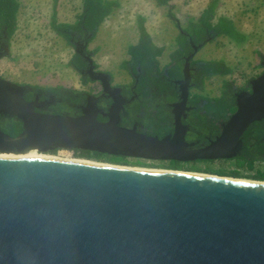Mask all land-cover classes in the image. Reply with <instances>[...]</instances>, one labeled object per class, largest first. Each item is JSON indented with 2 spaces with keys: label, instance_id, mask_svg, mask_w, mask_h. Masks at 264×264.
Here are the masks:
<instances>
[{
  "label": "water",
  "instance_id": "obj_1",
  "mask_svg": "<svg viewBox=\"0 0 264 264\" xmlns=\"http://www.w3.org/2000/svg\"><path fill=\"white\" fill-rule=\"evenodd\" d=\"M5 47L0 64L9 55ZM87 47L76 52L90 61L91 79L109 91L112 76L94 71ZM189 67L174 133L164 137L122 125L124 105L104 114L92 95L78 115L39 111L49 102L27 100L30 86L0 76V117L22 123L17 136L0 123V153L82 149L156 161L232 159L248 128L264 120V73L250 80V92H237L245 100L216 140L195 150L182 121ZM175 171L0 157V264H264V181Z\"/></svg>",
  "mask_w": 264,
  "mask_h": 264
},
{
  "label": "rangeland",
  "instance_id": "obj_2",
  "mask_svg": "<svg viewBox=\"0 0 264 264\" xmlns=\"http://www.w3.org/2000/svg\"><path fill=\"white\" fill-rule=\"evenodd\" d=\"M118 1L119 6L102 23L96 37L88 45L97 69L110 74L113 85L117 86L133 84V74L124 68L123 63L129 59V48L139 42L142 22L154 43L165 47L164 54L160 58L161 65L165 68L172 61L171 55L176 49L177 37L181 30L188 26L189 19L198 18L212 2V0H171L168 5H160L157 0ZM19 2L21 7L16 32L8 41L5 32L0 31L3 34H0V39L7 40L6 44H10L9 55L1 60L0 76L13 83L38 89L64 87L96 93L100 89L99 83L84 84L80 75L69 64L75 54V47L69 45L66 39L59 36L52 28L54 14L57 22H75L82 12V0H19ZM171 11L174 17L170 16ZM217 16L233 19L237 28L248 35V40L240 46L227 37L215 36V38L210 37V40L204 42L198 49L194 60H223L233 68V73L228 76H216L206 80L202 93L212 98L221 95L224 81L234 83V88L238 92L246 90L250 80L264 72V0H218ZM203 102L204 100H201L195 106L202 107ZM214 111L222 113L223 109L216 108ZM200 113L204 114L206 111L201 110ZM152 114L158 116L159 111L155 109ZM211 117L212 114L209 113L206 123ZM162 118L165 121L168 117L162 116ZM141 129L147 131L145 126ZM48 154L62 156L69 154L75 157L72 151L65 149ZM146 163L141 167L168 169V162L147 160ZM208 167L235 169L232 160L224 159L201 163V172H188L217 175L205 172L204 169ZM254 167L253 170L247 168L238 170L245 175H253L256 170L262 171L264 165L257 162L254 163Z\"/></svg>",
  "mask_w": 264,
  "mask_h": 264
},
{
  "label": "trees",
  "instance_id": "obj_3",
  "mask_svg": "<svg viewBox=\"0 0 264 264\" xmlns=\"http://www.w3.org/2000/svg\"><path fill=\"white\" fill-rule=\"evenodd\" d=\"M157 1L160 5H168L171 0ZM82 4V12L73 23L57 22L56 15H53L52 28L72 46H75L74 41L78 40L79 36L91 42L96 37L102 23L113 13L120 3L118 0H82ZM20 7L19 0H0V31L5 32L8 41L17 30ZM217 7L218 0H212L198 18L189 19L188 26L183 28L177 37L176 49L171 55L172 61L165 68L162 67L160 61L165 47L156 45L143 22L141 23L139 42L129 48V59L123 63L124 68L135 74L139 73L138 68L141 69L136 88L139 99H136L131 104V109L130 107L128 108L130 118L125 119V122L137 120L142 126L146 127L147 133L159 135L160 137L172 132L173 127L166 119L164 121L162 116H168L171 113V109L166 105V102L176 100L179 94V90L173 80L183 78L182 69L185 56L193 51L190 40L192 39L196 44H199L209 41L210 37L224 36L240 46L248 40V35L242 33L237 28L233 19L226 16H217ZM170 16L174 17L172 11L170 12ZM87 36L89 37L87 38ZM69 64L77 70L85 66L86 63L81 55L75 52ZM191 65L193 68L191 74L194 85L191 90L190 102L195 105L197 102L204 100L202 107H197L198 110L192 111L191 117L193 119L190 118L193 122L192 124H198L196 115L199 119L206 120L211 110L216 108H222L223 118L227 119L228 114L235 112L237 109L235 96L237 90L234 88V83L224 81L222 86L223 91L217 97H209V95L203 94L202 91L207 79L216 76H228L233 73V68L223 60H193ZM89 81V79H86L82 82L87 84ZM58 88L43 89V91L63 96L71 101V105L79 101L75 93H81V91L67 88L61 93ZM246 89H249V85ZM155 109L159 111L158 116L152 114ZM50 110L53 113H62L64 110L69 111L71 114L76 112V109L65 101L51 106ZM132 110L134 114H132ZM201 110H205L206 113L201 114ZM218 119H220V116L217 115V123ZM0 123L3 130L12 136H17L22 131L21 121L14 117L2 116L0 117ZM199 127L204 132H208L211 129V125L204 124L203 122ZM218 127L219 124L216 125V128ZM263 137L264 123L257 121L255 126L249 127L245 132L244 142L246 147L244 150L241 154L231 159L234 162L235 169H213L208 167L204 171L220 176L264 181V171L259 170L253 175H244L238 170L239 168L253 170L255 162L264 161ZM56 151H52V153ZM73 153L77 158L100 162L139 166L147 164L146 161L141 159L129 158L123 155H110L97 151L77 149L73 150ZM202 162L212 163V161H204L202 159L190 162L172 160L168 163V169L201 172Z\"/></svg>",
  "mask_w": 264,
  "mask_h": 264
},
{
  "label": "flooded vegetation",
  "instance_id": "obj_4",
  "mask_svg": "<svg viewBox=\"0 0 264 264\" xmlns=\"http://www.w3.org/2000/svg\"><path fill=\"white\" fill-rule=\"evenodd\" d=\"M88 37L89 36H87V38ZM190 41H191V46H192L193 51L190 52L187 56H185V62H184L183 69H182L183 78L173 80V82L175 83L176 87L179 90V94H178L176 100H172V101L166 102V105L171 109V113L167 116L168 118L166 120L173 127V131L172 132H169L168 134H166L164 136H167V135H170V134H173L174 133V130H175V121H176V113L179 112V110H180V108L177 107L176 104H178V103L181 102L180 94H181V87L183 86V84L181 83V81L185 80V67H186V65L187 66H190L189 67V71L190 72L193 69L191 64H192V61L194 59L193 58L189 59L188 57L195 52L194 51V48L195 47H198L199 45H201V44H196L192 39ZM89 43L90 42L87 41V40H85V38L83 39V38H81L79 36L78 37V40L74 41V44H75L74 47H75L76 50L77 49L78 50L79 49L82 50L83 47H84V45H86V44L89 45ZM5 45H6V41L0 39V50L1 51H5L6 50ZM84 53H87L88 55H91V57H92V52L91 51L89 52L88 47L84 49ZM78 54L81 55V57L84 59V62L86 64L82 68H78L76 70V72L80 75L82 81L83 80H86V79H89L90 80L89 82H97V83H99L100 89L96 93L91 94V93H87V92H83V91H81V93H75V96H76V98H79V101L78 102H75V103H72V105H71V101L69 99H66L63 96H58L55 93L44 92L43 89H38L36 87H29L28 89H26V91L24 93L25 98L27 100H37V101H40V102H42V101L47 102L48 101L49 102L48 104H46L45 106L37 109L39 111H44V112H52L50 110V107L51 106L57 105L58 103H61L62 101H65L68 104H70L71 107H74L76 109L75 110L76 112L73 113V114H71V113H69V111L64 110V111H62V113H64V114H71V115H78V114H80V112L82 111V107L83 106H87V105L91 104L92 101H91L90 95H92L95 98H97L96 101H95V105L100 110H102L104 112V114L105 113H108L111 110V108L117 102H121L124 105L123 106V109L121 110V124L124 125V126H129V127H132L134 125H137L140 131L147 133L148 131H143L141 129L142 124H140L137 120H132V122H130V120H129V122H125V119L130 118V116H129L130 111L128 110V108L130 107V109H131V104L133 102H135L136 99H139V95L136 92V88H137V84L139 82V77H140L141 69L138 68V70H139V73L138 74H135V73L131 72L133 74V78H134L132 85H129V86H124V85L123 86H117V85H113V79H112V81H111L112 88H110L109 91H105V87H104V84L102 83V81H93L91 79L92 76H93V73H90V61L86 57H84V55H83L82 52H80ZM94 63H95V61H94ZM95 65H96V63H95ZM97 68L98 67L96 65L94 71H100ZM189 77H190V81H189L190 90H192V88H193L192 86L194 84L192 82L193 76H192L191 73L189 74ZM89 82H87V84ZM115 88H120V89L119 90H116ZM251 88H252V86H251V84L249 82V89H246V90H243V91H249L250 92L251 91ZM58 89L62 93V91L64 89H67V88H64V87L63 88H60L59 87ZM73 90H76V89H73ZM239 91H241V90H239ZM30 95H31V97H30ZM235 96H236V105H238L239 103H241V102H243L245 100V97L242 96V95H239V94L236 93ZM193 110H198V108H197V106L193 105L190 102V99H189V102L187 104V107L184 109V115L182 117V121L189 128L188 131H187V133H186V141L191 145L189 148L190 149H195V150L201 149V148H205L206 146L210 145L214 140H216V138L221 134V132L223 130L224 124H226L227 121L236 112L235 111V112H232V113L228 114V118L227 119H224L222 113L217 114L214 111L215 109L211 110V113L210 114H212V117L207 122L208 125H211V129H209L208 132H204V130H202L199 126L202 124V122L205 124L206 123L205 120L199 119L197 117V115H196V120H197L198 124H195V125L192 124L193 122H192L191 119H193V118L191 116H192V111ZM104 114L103 113H99V119L102 120V121H107L108 120V117L105 116ZM132 114H134V111L133 110H132ZM217 115L220 116V119H218V123H217ZM258 122L259 123H261V122L264 123V120L258 121ZM256 123H257V121L254 122L251 126H255ZM217 124H219V127L218 128H216V125ZM152 135H155V134H152ZM244 136H245V134H244ZM244 136L242 138L243 139V146H241L236 151L237 155L238 154H241V152L246 147L245 142H244L245 141ZM262 141H264V137H263ZM202 160L214 162L216 160H224V159H202ZM228 160H231V159H228ZM143 161H147V160H143ZM148 161H156V160H148ZM158 161H160V162H168L169 163L172 160H170V161H161V160H158ZM191 161H195V160H191ZM184 162H190V161H184Z\"/></svg>",
  "mask_w": 264,
  "mask_h": 264
},
{
  "label": "bare ground",
  "instance_id": "obj_5",
  "mask_svg": "<svg viewBox=\"0 0 264 264\" xmlns=\"http://www.w3.org/2000/svg\"><path fill=\"white\" fill-rule=\"evenodd\" d=\"M0 157L2 158H35V159H56V160H64V161H70V162H80V163H87V164H95V165H102V166H106V167H113V168H121V169H133V170H143V171H150V172H172L173 170H168V169H155V168H144V167H136V166H132V165H121V164H111V163H104V162H99L96 160H91V159H85V158H76V157H72L69 154H64L62 155H49V154H43V153H39L36 151H32V152H28L25 154H19V155H15V154H6L0 153ZM175 172H184V173H188V174H192V175H198V176H204V177H218L221 179H233L236 181H253V180H245V179H241V178H231V177H221L218 175H210V174H205V173H194V172H188V171H175Z\"/></svg>",
  "mask_w": 264,
  "mask_h": 264
},
{
  "label": "built area",
  "instance_id": "obj_6",
  "mask_svg": "<svg viewBox=\"0 0 264 264\" xmlns=\"http://www.w3.org/2000/svg\"><path fill=\"white\" fill-rule=\"evenodd\" d=\"M73 152V151H72ZM257 162H261V163H263V165H264V161H257ZM257 162H255V164L257 163ZM255 168V167H254ZM247 171V170H246ZM256 171H259V170H256ZM262 171H264V167H263V169H262ZM243 173V172H242ZM245 175V174H244Z\"/></svg>",
  "mask_w": 264,
  "mask_h": 264
}]
</instances>
